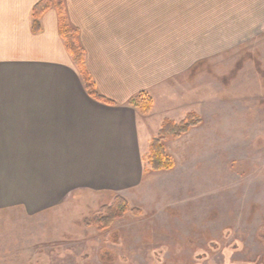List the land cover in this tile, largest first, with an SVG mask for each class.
Wrapping results in <instances>:
<instances>
[{
	"label": "crops",
	"instance_id": "crops-1",
	"mask_svg": "<svg viewBox=\"0 0 264 264\" xmlns=\"http://www.w3.org/2000/svg\"><path fill=\"white\" fill-rule=\"evenodd\" d=\"M40 1L0 0V213L34 217L80 193L129 201L155 175L175 170L144 173L164 120L181 122L195 109L181 94L185 71L199 63V44H185V27L196 22V4L207 2L64 0L87 70L111 106L89 96L55 8L33 34ZM225 8L196 27H230ZM142 92L153 98L149 115L128 104Z\"/></svg>",
	"mask_w": 264,
	"mask_h": 264
},
{
	"label": "rangeland",
	"instance_id": "rangeland-1",
	"mask_svg": "<svg viewBox=\"0 0 264 264\" xmlns=\"http://www.w3.org/2000/svg\"><path fill=\"white\" fill-rule=\"evenodd\" d=\"M201 1L191 22L226 6L231 24L185 27L199 63L181 94L204 123L167 144L175 170L130 198L143 215L87 227L120 196L91 193L34 217L0 213V264H264V0Z\"/></svg>",
	"mask_w": 264,
	"mask_h": 264
},
{
	"label": "trees",
	"instance_id": "trees-1",
	"mask_svg": "<svg viewBox=\"0 0 264 264\" xmlns=\"http://www.w3.org/2000/svg\"><path fill=\"white\" fill-rule=\"evenodd\" d=\"M55 8L59 15L60 35L65 42L68 53L77 65L85 88L91 98L106 105H115L114 102L103 97L87 70L85 50L78 39V31L75 30L67 17L64 0H42L32 9V31L38 35L41 32V18L43 15ZM129 106L139 110L142 115H149L153 110V98L147 92H142L129 101ZM204 120L198 113L188 114L181 122L169 119L164 120L158 135L151 141L149 155L146 160L144 173L169 172L176 168L174 158L170 155L167 144L179 140L191 133L194 129L203 126ZM127 214L136 217L143 215L142 209L133 207L131 203L122 196H116L109 207L103 208L91 219L85 220V226L95 227L98 231L109 230L115 221L120 220Z\"/></svg>",
	"mask_w": 264,
	"mask_h": 264
}]
</instances>
